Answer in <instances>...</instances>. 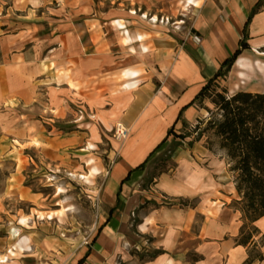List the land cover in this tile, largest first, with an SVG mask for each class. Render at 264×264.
<instances>
[{
    "label": "crops",
    "instance_id": "crops-1",
    "mask_svg": "<svg viewBox=\"0 0 264 264\" xmlns=\"http://www.w3.org/2000/svg\"><path fill=\"white\" fill-rule=\"evenodd\" d=\"M258 1L180 0L184 11L196 7L193 27L181 34L122 9L109 20L87 19L81 4L73 7L74 16L56 18L50 0H0V166L8 159L13 166L6 185L20 190L24 172L37 167L34 155L46 154L56 169L83 172L91 170L93 157L100 176L107 154L109 171L100 177L107 220L94 242L98 264L114 263L122 250L120 234L130 230L127 220L119 221L120 202L130 203L129 214L142 201L154 205L159 197L170 202L151 208L139 224L162 235L165 254L148 264H248L258 242L239 244L244 220L233 203L241 197L226 152L215 162L202 142L180 147L177 135L202 120L203 109L192 103L238 49ZM194 34L201 45L192 41ZM249 34L250 49L219 81L230 95L264 94V7ZM55 122L64 129L57 132ZM117 124L129 131L122 142L113 137ZM104 139L109 151L101 148ZM173 144L175 168L155 174L157 158ZM197 154L208 158L203 169ZM216 171L221 175H213ZM207 203L214 204L213 211ZM3 213L0 209V218ZM254 226L264 236V217ZM190 252L198 257L190 261Z\"/></svg>",
    "mask_w": 264,
    "mask_h": 264
},
{
    "label": "rangeland",
    "instance_id": "rangeland-1",
    "mask_svg": "<svg viewBox=\"0 0 264 264\" xmlns=\"http://www.w3.org/2000/svg\"><path fill=\"white\" fill-rule=\"evenodd\" d=\"M50 1L51 7L56 11V18L67 16L69 13L74 16L76 10L73 7L84 4L85 14L82 17L87 19L104 18L109 20L115 16L118 9H122L127 13L131 12L137 19L154 24H165L169 30H177L181 34L188 33L193 27V10L196 9V7H192L184 11L183 7L179 6L180 0ZM205 1L215 0H201V3L203 4ZM144 15L146 18H143ZM155 17L158 22L153 21ZM178 27L180 28L178 29ZM199 107L203 109L202 121H199L198 126L195 125L196 129L192 128L190 132L177 135L179 139L177 145L191 149L195 146V141L202 142L200 146L208 148L215 162L223 161L224 155L218 147L219 141L212 130L207 129L209 121H217L220 118L218 111L210 100H205ZM53 126L57 132L62 131L65 127L63 123L58 122L53 123ZM46 127L50 129L51 126ZM110 136L112 138V135ZM173 145L157 158L155 174L175 168L171 160V151L175 148V144ZM91 148L94 149V146L91 145ZM101 148L109 151L111 149L110 141L104 139ZM34 156L37 167L29 168L24 172L25 177L18 191L13 185H6V178L13 170L12 161L8 159L5 164L0 166V209L5 211L3 218H0V264H3L1 261L4 258H8V262L5 264H76L83 256H85L84 258L88 257L84 264H98L94 252V242L100 227L107 220L100 199V177L106 176L109 171L108 162H111L112 159H108L107 154L104 155L106 167L99 176L98 170L95 169L97 165L91 162L93 157L89 161L91 170L83 172L79 169L73 171L63 168L56 169L50 159L46 158V154ZM198 158L195 161L203 169L208 158L199 155ZM96 174H98V180L94 181L93 177ZM213 175L221 174L216 171ZM83 176L86 178H82ZM10 183L15 184V181ZM149 185H142V188H148ZM60 190L63 193H59ZM6 194L9 195L4 198ZM169 202V199L165 197H159L157 204L154 203V205L142 201L141 207L136 212H129V214L125 211L128 210L130 203L120 202L118 209L122 214L119 221L127 220L130 230L120 234L119 242L122 250L116 255L113 264H148L149 261L155 260L165 252L162 248V235L145 230L143 227H139V224L143 223L144 216L149 213L151 208H160ZM180 204L183 207L186 201H181ZM196 204L193 201L190 206L193 207ZM213 206V203H207V207L210 208L209 212L213 211ZM221 206V203H217L216 208ZM17 222L20 223L19 225H23L22 232L18 231L20 229L16 225ZM247 232L253 233L255 240L260 245L257 251L261 252L264 238L255 232L253 225L249 223ZM183 238H186V235ZM196 257L198 256L194 252H190L188 255L190 261L195 260Z\"/></svg>",
    "mask_w": 264,
    "mask_h": 264
},
{
    "label": "trees",
    "instance_id": "trees-1",
    "mask_svg": "<svg viewBox=\"0 0 264 264\" xmlns=\"http://www.w3.org/2000/svg\"><path fill=\"white\" fill-rule=\"evenodd\" d=\"M263 7L264 0H259L245 24L238 49L222 64L215 77L207 82L192 103L199 106L205 100H210L220 116L217 121H209L207 129H211L219 141V149L226 152L236 190L241 197L237 205L243 214L244 225L239 244L244 246L254 243L255 239L253 233L247 232V224H252L254 231L261 235L254 224L264 217V94L238 92L230 95L219 81L229 75L243 51L250 49L249 26ZM257 248L258 244L254 243L248 264L264 260V254L258 252ZM84 262L85 258L78 264Z\"/></svg>",
    "mask_w": 264,
    "mask_h": 264
},
{
    "label": "built area",
    "instance_id": "built-area-1",
    "mask_svg": "<svg viewBox=\"0 0 264 264\" xmlns=\"http://www.w3.org/2000/svg\"><path fill=\"white\" fill-rule=\"evenodd\" d=\"M191 37H192V41L195 44L201 45L202 39L200 36L194 34ZM128 134H129V131L126 127H124L122 124H117L114 129L113 137L115 138L116 141L122 142L127 138Z\"/></svg>",
    "mask_w": 264,
    "mask_h": 264
},
{
    "label": "bare ground",
    "instance_id": "bare-ground-1",
    "mask_svg": "<svg viewBox=\"0 0 264 264\" xmlns=\"http://www.w3.org/2000/svg\"><path fill=\"white\" fill-rule=\"evenodd\" d=\"M154 22H157L158 21V19L155 17L154 18V20H153ZM82 178H86L85 176H83ZM63 190V189H62ZM62 190H60V192L59 193H63V191ZM8 262V258L6 259V258H4V259H2V261H1V263H3V264H5V263H7Z\"/></svg>",
    "mask_w": 264,
    "mask_h": 264
}]
</instances>
